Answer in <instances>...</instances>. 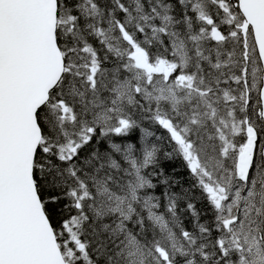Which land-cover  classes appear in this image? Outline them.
<instances>
[{"label":"snow or ice","instance_id":"snow-or-ice-1","mask_svg":"<svg viewBox=\"0 0 264 264\" xmlns=\"http://www.w3.org/2000/svg\"><path fill=\"white\" fill-rule=\"evenodd\" d=\"M0 264H264V0H0Z\"/></svg>","mask_w":264,"mask_h":264}]
</instances>
